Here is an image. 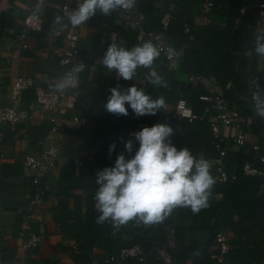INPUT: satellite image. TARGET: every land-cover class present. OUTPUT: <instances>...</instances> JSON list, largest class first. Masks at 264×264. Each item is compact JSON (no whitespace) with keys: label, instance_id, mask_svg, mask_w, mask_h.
<instances>
[{"label":"crops","instance_id":"obj_1","mask_svg":"<svg viewBox=\"0 0 264 264\" xmlns=\"http://www.w3.org/2000/svg\"><path fill=\"white\" fill-rule=\"evenodd\" d=\"M142 1L135 0L133 7L127 9L130 18H141L147 29L163 32L166 40L179 52L195 44L211 42L218 31L222 37H228L224 51L230 55L227 64L233 70V76L227 83L233 96L229 103L240 109L242 115L225 131L234 135L246 132L248 140L244 146L232 144L229 149L237 152L252 146L255 149L258 147V153L263 154L264 145L255 130L261 125V132L264 133V123L255 112L254 102L248 98L252 78L257 77L264 85V58L257 57L254 51L255 36L264 34V29L259 28L257 23L258 0H248L241 6V13L233 18H228L221 12L231 5V0H149L148 14L141 10ZM207 1L213 2L212 11L205 9ZM62 2L63 0H0V105L11 103L10 86L17 76H31L36 85L55 89L54 83L68 71V67L59 63L66 45L65 38L55 33L71 26L62 27L55 22L57 15L64 18V23L67 22L68 16L62 12ZM69 2L77 3L76 0ZM170 12V24L168 28H163V22ZM29 13L35 14L43 22L44 28L42 32L30 34L29 47L16 54L15 43L24 27L23 20ZM146 39L128 21L113 13L104 15L97 11L96 15L89 18L83 24L79 42L80 55L85 58L86 63L76 86L77 103L84 107L93 102L94 111L89 113L93 112L99 118L104 114L121 117L123 115L110 113L104 107L113 86L119 84L123 89L136 84L144 90H154L155 93L159 86H152L145 67H138L133 79L124 80L118 79L115 69H108L101 62L112 42L132 48ZM159 62L162 67L159 72L165 73L167 82L175 78L193 86L199 85L208 93L212 90L224 95L223 88L214 77L202 76V80L197 79L190 63L180 60L170 66L162 53ZM167 89H170L169 85ZM190 94V90L184 88L179 89L171 99H165V107L160 110L162 120L174 111L175 103L181 95ZM203 95L205 94H201V98ZM34 99V88L28 89L23 93L18 106L29 110ZM77 103L74 113L82 116L83 120L65 119L58 132H51V123L34 113H29L22 123L15 126L0 122V264H109L107 260L111 254L136 243L145 247L146 259L140 261L131 258L118 264H264V254L259 249L253 250L252 245L249 246V251L252 252L247 251L242 255L231 252V240L235 233L231 227L221 222L217 224L215 231L224 232L229 241V250L225 253L224 260L220 261L217 257L221 254V248L215 239L206 255L194 253L189 248L205 244L210 239L209 233L206 230H196L191 217L176 208L162 221L149 225L137 219L118 227L110 223L115 234L122 237L121 247L119 243H110L108 240H103V246L92 241L89 237V222L92 209L96 208L94 193L87 184L78 181L88 180L87 172L91 167L86 165L85 160L93 159L94 149L87 145L83 132L84 128L85 131L91 128L88 125L89 119ZM210 103L205 108L206 112L208 107L213 110ZM128 115L139 118L131 108ZM248 117L253 118L252 123H248ZM183 121V118H176L175 124L182 125ZM138 129L136 127L135 131ZM123 131L126 132V129ZM130 137L134 140V137ZM43 140L59 147V159L43 179L46 186L44 202L39 216L34 218L24 209L33 190L24 170L22 157L26 153H40ZM225 141L231 142L232 139ZM205 158L210 164H216L218 157ZM94 170L97 172L99 168L95 167ZM220 198L221 195L217 200L220 201ZM55 211L66 213V223L56 220ZM219 211L220 214H230L235 220L239 219L238 207ZM107 223L108 221L105 224ZM254 227L255 237L261 238L264 250V219L256 220ZM32 232L38 233L41 241L38 246L25 247V241Z\"/></svg>","mask_w":264,"mask_h":264},{"label":"clouds","instance_id":"obj_2","mask_svg":"<svg viewBox=\"0 0 264 264\" xmlns=\"http://www.w3.org/2000/svg\"><path fill=\"white\" fill-rule=\"evenodd\" d=\"M64 23L57 15L55 22L62 27H76L85 24L97 11L109 15L118 9L133 7L135 0H76ZM165 51L153 41L147 40L132 48L109 44L102 64L115 69L118 79H133L138 67L149 68L148 79L157 86H166L167 81L158 73L154 61ZM254 51L257 57L264 58V34L254 38ZM169 57L176 54L172 47L167 48ZM84 63L79 62L54 83L56 90L63 91L75 87ZM255 112L264 118V94L258 89L253 97ZM105 109L116 115H128L129 108L137 116L154 115L165 107V98H151L150 94L136 85L121 88L119 84L110 89ZM174 133L172 125L158 122L131 133L134 137L125 141V149L131 153L134 142L139 143L134 155L128 157L124 152L117 155L114 165L106 166L95 174L98 185L94 195L96 208L100 215L98 224L111 221L114 227L132 219L145 225L162 221L177 206L190 207L196 213L208 206L211 188L215 183L210 173V163L203 156L194 155L187 147H177L171 142ZM116 148L109 146L111 153Z\"/></svg>","mask_w":264,"mask_h":264},{"label":"trees","instance_id":"obj_3","mask_svg":"<svg viewBox=\"0 0 264 264\" xmlns=\"http://www.w3.org/2000/svg\"><path fill=\"white\" fill-rule=\"evenodd\" d=\"M148 1L149 0H143L140 6L141 10L147 14L150 11ZM247 1L248 0H231V5L227 9L221 10V12L228 18L236 17L241 13V6ZM214 9H216V7ZM215 11H217V9ZM219 32L220 31L215 32L217 35L211 39V42L203 45L195 44L186 50H180V53L183 61L191 64L195 75L214 77L223 88L225 97L231 102L233 96L230 92V88L227 87V83L233 76V70L227 64L230 55L224 51L225 44L228 43L229 39L228 37H222ZM147 40L151 39L147 37L146 41ZM160 58L161 55L155 59L153 67H155L158 73L165 79V73L159 72L162 68L159 62ZM145 70L148 77L150 69L146 68ZM168 85L170 89H167ZM152 86L155 85L152 84ZM184 88L190 90V96L185 97L190 103L194 113L199 116L193 119L184 118L182 125L175 124L176 118L171 116L170 119L165 122L172 125L174 128V133L170 137L171 142L177 147L189 148L196 156L203 155L204 157L216 158L219 157L221 149L227 150V163L225 164V169L230 176L228 180L220 181L217 178V164H210V173L215 183L211 188L208 206L196 213H194L190 207H175L191 217L193 227L196 230H206L209 233L210 239L205 244L193 245V247L189 249L194 253L201 252L205 254L210 244L214 242L213 240L217 236V232L215 231L216 226L221 222L225 226L231 227L235 233V236L231 240V252L242 255L249 251V246L252 245L254 247L253 250L259 249V252L264 254V250L261 247V238H256L254 232L255 221L264 219V175H251L247 174L244 170L245 164L250 162L255 168L264 171V160H262L261 154L258 153L257 149L252 146L246 150L234 152L229 149L230 145L235 144L233 140L231 142H226L225 140L215 137L211 128L214 112L213 110L208 112L205 111L206 106H208L210 102L201 98V94L208 93L201 86H193L174 78L172 81H168L166 86H159L155 93L153 92L154 90L145 91L150 94L153 99L161 96L165 99H171L179 89ZM77 105L81 106V104L78 103ZM93 105V102H91L84 107L81 106L84 115L88 117L90 122V124H88L91 126L89 131H85L84 128L83 132L86 135L87 145L94 149V156L93 159L85 158L86 165L91 167V170L87 172L88 180L84 182L83 179H79L78 182L87 184V187L94 193V198L98 187L95 183V167L101 170L106 166L114 165L117 155L121 152H124L128 157L134 155L135 150L139 147L138 142H134L133 152L129 153L125 149V141L131 138V132H133V130L135 131L136 127L140 130L144 126H151L155 123L163 122V115L160 111H157L154 115H142L137 119L132 115L118 117L111 116L110 114H104L103 117L99 118L95 116L93 112L89 113L90 111H94ZM172 114L173 112L170 115ZM125 129L126 132L123 131ZM262 130L263 128L260 125L255 131L260 136L261 142L264 145V133L261 132ZM113 142L116 143V148L110 153L109 146ZM232 176H235V178L233 179ZM219 195H221L220 201L217 200ZM232 207H238V220H235L230 214H220V209L227 210ZM92 210L90 215L91 221L89 222V227L91 228V233L89 235L90 239L101 246L104 245L102 243L104 242L103 240H108L110 243H119L120 247L123 246V244H121L122 237L115 234V230L112 229L110 224L111 221H108L107 225L105 224L107 221L98 224L96 218L100 213L95 207H93ZM55 218L61 223H66L68 217L64 212L55 211Z\"/></svg>","mask_w":264,"mask_h":264},{"label":"built area","instance_id":"obj_4","mask_svg":"<svg viewBox=\"0 0 264 264\" xmlns=\"http://www.w3.org/2000/svg\"><path fill=\"white\" fill-rule=\"evenodd\" d=\"M257 4L259 6L257 23L259 28L264 29V2L258 0ZM61 7L63 14L68 16L72 9L77 7V3L72 4L69 0H63ZM204 7L207 11H212L213 2H205ZM112 13L118 18L128 21L140 35L149 37L157 46L164 49L165 51H162L161 53L168 65L173 66L176 62L183 60L182 55L178 50H176V54L171 57L167 55V48H173V46L166 40L163 32L147 29L143 25L141 18H130L127 9H118ZM171 15V12L167 15L163 22V28H168L171 21ZM23 25L24 27L20 31L17 42L15 43L16 54L22 53L23 50L29 47L30 34L42 32L44 28L43 22L33 13H29L24 18ZM82 27L83 24L76 27L69 26L66 30L59 29L55 32L56 35L65 38L66 45L63 49V54L59 59V63L68 67V71L73 65L79 62L86 63L85 58L80 55L79 42L82 37ZM186 29L189 30L188 27ZM195 77L199 80L203 79L200 75ZM76 86L59 91L36 85L34 78L31 76H17L10 86L9 99L11 103L0 105V122L15 126L22 123L29 113H34L51 123V132H58L65 119L82 121V116L74 113L78 100ZM31 88H34L35 90V99L29 110H23L18 106V103L21 100L23 93ZM256 89L264 94V85L260 83L257 77H254L250 81V90L248 94L250 101H253L252 97ZM202 99L208 100L212 104L214 114L211 128L215 137L221 140L232 139L236 145L244 146L248 142L246 132H239L234 135L229 131H225V128L232 126L240 118L242 115L241 110L237 107L231 106L224 95L214 93L212 90L210 93L203 95ZM207 110L210 111L212 109L211 107H208ZM171 116L174 118L193 119L199 115L194 113L187 98L184 95H181L175 103L173 114L164 116L163 122H167ZM261 119L264 123V118ZM247 121L248 123H252L253 118L248 117ZM41 144L43 145V149L40 153H26L22 157L23 167L26 174L29 176L33 190L30 201L24 209L28 215L34 218L39 216L40 207L44 202L46 186L43 183V179L52 170L59 159V147L57 145L50 143L47 140L41 141ZM256 149L259 150L258 147ZM226 154L227 150L221 149L220 155L216 160L218 166L217 178L220 181H226L230 178L225 169V164L227 163ZM261 158L264 160V153L261 154ZM244 170L247 174L264 175L263 170L255 168L249 162L245 164ZM232 178L234 179L235 176H232ZM40 241V235L36 232H32L28 236L24 245L25 247H35L39 245ZM215 241L220 244L221 248V254L217 255V257L220 261H223L225 253L229 250L228 238L224 232L220 231L217 233ZM146 256L147 252L145 247L142 244L136 243L117 250L109 256L107 261L109 264L125 263L131 258H138L140 261H144Z\"/></svg>","mask_w":264,"mask_h":264}]
</instances>
